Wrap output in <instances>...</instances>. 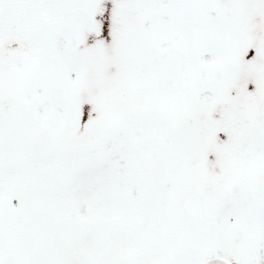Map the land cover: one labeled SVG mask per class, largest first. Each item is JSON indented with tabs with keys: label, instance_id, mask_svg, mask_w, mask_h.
Wrapping results in <instances>:
<instances>
[{
	"label": "snow or ice",
	"instance_id": "obj_1",
	"mask_svg": "<svg viewBox=\"0 0 264 264\" xmlns=\"http://www.w3.org/2000/svg\"><path fill=\"white\" fill-rule=\"evenodd\" d=\"M0 264H264V0H0Z\"/></svg>",
	"mask_w": 264,
	"mask_h": 264
}]
</instances>
